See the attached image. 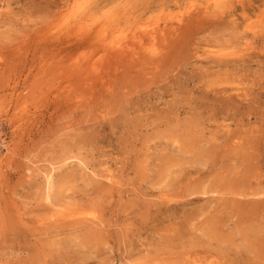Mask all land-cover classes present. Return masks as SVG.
I'll return each mask as SVG.
<instances>
[{
	"label": "rangeland",
	"instance_id": "obj_1",
	"mask_svg": "<svg viewBox=\"0 0 264 264\" xmlns=\"http://www.w3.org/2000/svg\"><path fill=\"white\" fill-rule=\"evenodd\" d=\"M262 41L264 0H0V264H264Z\"/></svg>",
	"mask_w": 264,
	"mask_h": 264
},
{
	"label": "built area",
	"instance_id": "obj_2",
	"mask_svg": "<svg viewBox=\"0 0 264 264\" xmlns=\"http://www.w3.org/2000/svg\"><path fill=\"white\" fill-rule=\"evenodd\" d=\"M5 152V143L2 140V136L0 135V156Z\"/></svg>",
	"mask_w": 264,
	"mask_h": 264
},
{
	"label": "bare ground",
	"instance_id": "obj_3",
	"mask_svg": "<svg viewBox=\"0 0 264 264\" xmlns=\"http://www.w3.org/2000/svg\"><path fill=\"white\" fill-rule=\"evenodd\" d=\"M262 42H264V41H262ZM262 44V43H261ZM236 146V145H235ZM238 146V145H237ZM251 149V148H250ZM85 171V170H84ZM242 185V184H241ZM235 191H237V190H235ZM236 193V192H235ZM248 193V192H247ZM254 194H255V191L253 192ZM249 194V193H248ZM247 194V195H248ZM239 196V195H238ZM244 196V195H243ZM245 196H246V194H245ZM249 196H251V195H249ZM235 200V199H234ZM262 201V200H261ZM233 203V202H232ZM252 204V203H251ZM238 205V204H237ZM244 205V204H243ZM252 206V205H251ZM213 264V263H212Z\"/></svg>",
	"mask_w": 264,
	"mask_h": 264
}]
</instances>
